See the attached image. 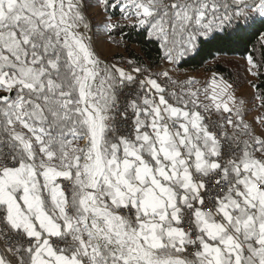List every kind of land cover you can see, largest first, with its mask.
I'll return each mask as SVG.
<instances>
[{
    "label": "snow or ice",
    "instance_id": "6c2138e0",
    "mask_svg": "<svg viewBox=\"0 0 264 264\" xmlns=\"http://www.w3.org/2000/svg\"><path fill=\"white\" fill-rule=\"evenodd\" d=\"M0 264H264V0H0Z\"/></svg>",
    "mask_w": 264,
    "mask_h": 264
},
{
    "label": "trees",
    "instance_id": "16d2710c",
    "mask_svg": "<svg viewBox=\"0 0 264 264\" xmlns=\"http://www.w3.org/2000/svg\"><path fill=\"white\" fill-rule=\"evenodd\" d=\"M240 54H241V52L239 50H237V51H227L225 53H221V55H225L227 57H238ZM192 66L199 67L198 64H195V65H192Z\"/></svg>",
    "mask_w": 264,
    "mask_h": 264
},
{
    "label": "rangeland",
    "instance_id": "374dc122",
    "mask_svg": "<svg viewBox=\"0 0 264 264\" xmlns=\"http://www.w3.org/2000/svg\"><path fill=\"white\" fill-rule=\"evenodd\" d=\"M132 51L134 52L137 51L136 47H132Z\"/></svg>",
    "mask_w": 264,
    "mask_h": 264
}]
</instances>
